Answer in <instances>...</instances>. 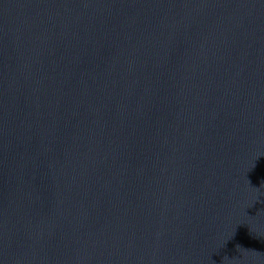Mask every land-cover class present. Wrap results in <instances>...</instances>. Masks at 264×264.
I'll return each mask as SVG.
<instances>
[{
  "label": "water",
  "instance_id": "1",
  "mask_svg": "<svg viewBox=\"0 0 264 264\" xmlns=\"http://www.w3.org/2000/svg\"><path fill=\"white\" fill-rule=\"evenodd\" d=\"M0 264H264V0H0Z\"/></svg>",
  "mask_w": 264,
  "mask_h": 264
}]
</instances>
